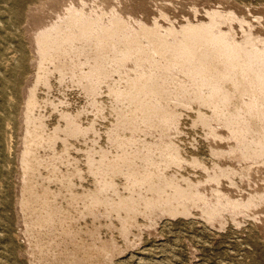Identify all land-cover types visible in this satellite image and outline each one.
<instances>
[{
	"label": "bare ground",
	"instance_id": "1",
	"mask_svg": "<svg viewBox=\"0 0 264 264\" xmlns=\"http://www.w3.org/2000/svg\"><path fill=\"white\" fill-rule=\"evenodd\" d=\"M94 7L88 10L85 0L71 2L63 16L35 36L36 83L49 87L51 76L58 73L61 83L84 90L98 114L108 109L117 120L110 129L111 147L84 150L94 188L79 192L76 180L84 172L69 154L70 139L87 141L90 131L80 124V111L75 115L61 111L64 126L47 130L38 112L42 102L31 93L22 153V209L32 264H113L112 248L98 243L95 226H79L83 218L100 211L121 218L122 234L127 236L139 214L153 219L157 212L184 214L188 207L204 204L211 219L229 208L239 211L264 204L258 187L247 199L227 203L229 194L217 189L216 200L210 203L200 182L177 171L184 162L202 164L188 161L165 140L176 125L179 106L196 104L197 123L214 139L231 144L216 149V156L253 160L251 166L227 171L214 168L208 181L236 186L235 176L252 180L260 172L264 12L250 8L245 13L227 6L206 9L207 17H199L194 8L196 21L189 17L164 30L159 24L153 28L142 24L133 31L125 17L115 13L121 8L108 13ZM104 88L111 95L108 105L99 99ZM221 126L227 135L218 130ZM152 129L161 130L158 140L147 133ZM58 140L62 150L56 148Z\"/></svg>",
	"mask_w": 264,
	"mask_h": 264
},
{
	"label": "rangeland",
	"instance_id": "2",
	"mask_svg": "<svg viewBox=\"0 0 264 264\" xmlns=\"http://www.w3.org/2000/svg\"><path fill=\"white\" fill-rule=\"evenodd\" d=\"M71 2L81 4L82 0H0V264H32L22 209V153L31 93L42 102L38 112L44 116L47 130L64 126L61 111L73 115L80 111V124L90 131L87 141L70 139L69 154L79 161V167L84 172V177L76 180L79 192L94 188L93 177L87 172L84 150L99 152L111 147L109 134L117 116L114 117L108 109L99 113L100 116L90 105L84 90L71 82L61 83L58 73L51 76L49 87L36 83V33L63 16ZM85 2L88 10L96 6L94 8H105L111 13L113 9L121 8L115 13L125 17L133 31L142 24L152 28L159 24L164 30L173 23L179 25L186 22L189 17L196 21L194 8L199 10V17H207L206 9L227 6L241 8L245 13L250 8L264 12V0ZM165 12L168 15L163 17ZM177 78L181 77L178 75ZM99 99L105 105L111 102L106 88ZM179 112L176 125L167 132L165 140L171 141L188 161L196 159L202 164L193 166L184 162L177 170L179 175L200 182L199 187L207 191L210 203L216 200L214 191L217 189L229 194L224 199L225 203L247 199L257 187L264 192V164L260 166L259 173H254L252 180L235 176L236 186L228 181L220 185L208 181L214 168L227 171L230 167L251 166L253 160L239 161L216 156L213 153L216 149L223 145L224 149L231 146L226 144L227 139H214L197 123L196 104L192 107L179 106ZM218 130L227 135L224 127H218ZM147 133L155 140L162 135L160 129L148 130ZM94 138L96 140L92 142ZM56 148L62 150L63 142L58 140ZM51 187L55 189L56 185ZM205 209V205L201 204L188 207L184 214L157 212L153 219L139 214L129 226L127 236L122 234L121 218L101 211L95 217L83 218L79 226H95L98 243H108L112 248L113 253L109 257L113 264H264V204L239 211L229 208L211 219L206 216Z\"/></svg>",
	"mask_w": 264,
	"mask_h": 264
}]
</instances>
